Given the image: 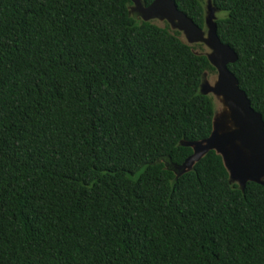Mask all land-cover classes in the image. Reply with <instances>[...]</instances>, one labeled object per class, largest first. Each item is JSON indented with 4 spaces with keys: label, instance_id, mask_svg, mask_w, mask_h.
Returning a JSON list of instances; mask_svg holds the SVG:
<instances>
[{
    "label": "trees",
    "instance_id": "obj_1",
    "mask_svg": "<svg viewBox=\"0 0 264 264\" xmlns=\"http://www.w3.org/2000/svg\"><path fill=\"white\" fill-rule=\"evenodd\" d=\"M150 7L156 0H141ZM207 31L201 0H172ZM264 121V0H211ZM131 0H0V264H264V186L208 153L216 73Z\"/></svg>",
    "mask_w": 264,
    "mask_h": 264
},
{
    "label": "water",
    "instance_id": "obj_2",
    "mask_svg": "<svg viewBox=\"0 0 264 264\" xmlns=\"http://www.w3.org/2000/svg\"><path fill=\"white\" fill-rule=\"evenodd\" d=\"M131 1L145 22L153 18L168 20L172 26L184 31L190 43H205L213 51L207 57L218 70L215 87L204 82L201 87L203 95L213 94L222 104V110L215 115L213 133L205 141L183 143V146L193 149L194 154L182 166H174L175 173L179 177L191 171L196 163L215 151L222 157L231 182L237 183L242 190L250 182L264 186L263 117L253 110L246 94L239 88L238 80L228 69V65L237 62L238 57L220 41L214 14L206 18L208 39H205V31L179 12L174 1L156 0L150 7H144L141 0ZM209 5L215 13L212 1Z\"/></svg>",
    "mask_w": 264,
    "mask_h": 264
},
{
    "label": "rangeland",
    "instance_id": "obj_3",
    "mask_svg": "<svg viewBox=\"0 0 264 264\" xmlns=\"http://www.w3.org/2000/svg\"><path fill=\"white\" fill-rule=\"evenodd\" d=\"M206 11H207V16L209 14H214L215 19H218L219 17H223L224 14L216 11L214 13V11H212V7H210L209 3L211 0H201ZM131 15L133 18H135L136 20H138L139 22L144 21L142 15L139 13V11L137 10V8L135 7V5L133 4V6L130 9ZM145 22V21H144ZM149 23L158 26L159 28H170V31L172 33L175 32H179L180 33V39L187 45L191 46L194 51L197 54H203V55H211L213 53V51L203 42H197V43H190L188 41V37L187 35L184 33V31L179 30L178 28L172 26V24L168 21V20H162V19H157V18H153V19H149L148 20ZM177 23V22H176ZM205 39H208V30L205 31ZM216 73H207L204 76V84L205 85H209L210 87H215V85L217 84L218 81V70L216 69ZM209 96H212V98L214 99L215 105H216V112H220L222 110V104L220 103V99L213 95L210 94ZM174 170V168H173Z\"/></svg>",
    "mask_w": 264,
    "mask_h": 264
}]
</instances>
